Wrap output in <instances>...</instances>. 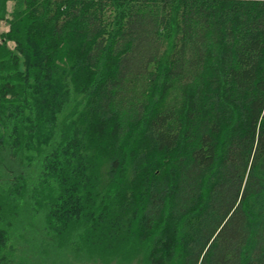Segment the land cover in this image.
<instances>
[{
  "label": "trees",
  "instance_id": "obj_1",
  "mask_svg": "<svg viewBox=\"0 0 264 264\" xmlns=\"http://www.w3.org/2000/svg\"><path fill=\"white\" fill-rule=\"evenodd\" d=\"M1 22L0 264H264V0Z\"/></svg>",
  "mask_w": 264,
  "mask_h": 264
},
{
  "label": "rangeland",
  "instance_id": "obj_2",
  "mask_svg": "<svg viewBox=\"0 0 264 264\" xmlns=\"http://www.w3.org/2000/svg\"><path fill=\"white\" fill-rule=\"evenodd\" d=\"M7 8H8V10H10V8H11V3H8V4H7ZM7 27H8V26H7L6 23L1 22V23H0V32L6 31ZM8 46H9L10 48H12V43H8Z\"/></svg>",
  "mask_w": 264,
  "mask_h": 264
}]
</instances>
